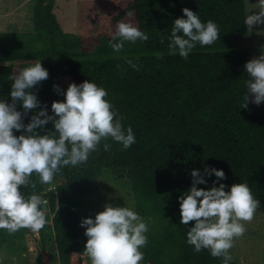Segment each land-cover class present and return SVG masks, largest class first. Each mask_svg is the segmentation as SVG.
<instances>
[{
    "label": "trees",
    "instance_id": "16d2710c",
    "mask_svg": "<svg viewBox=\"0 0 264 264\" xmlns=\"http://www.w3.org/2000/svg\"><path fill=\"white\" fill-rule=\"evenodd\" d=\"M82 4L87 12L79 15L80 24L84 16L88 21L92 7L102 13L111 35L120 21L131 22L148 35L144 46L151 55L77 59V53L60 40L66 33L54 14L55 0H35L32 18L40 48L22 52L4 43L0 47V99L11 102L10 75L41 61L49 79L33 91L50 115L52 102L64 101L53 85L66 92L70 83L88 80L108 92L106 99L136 139L126 150L109 139L111 147L104 151L102 141L86 164L61 169L52 190L46 191V184L33 174L37 194L49 202L46 225L55 236L57 261L83 262L79 217L88 214L91 199L101 190L100 178L111 171L113 177L125 172L136 193V212L145 220L151 217L141 264H223L222 258L212 257L206 249L196 253L187 243L194 222L180 224L179 197L192 186L191 172L198 170L206 181L198 189L223 183L227 192L233 184L247 183L264 210V102L259 106L249 102L243 108L250 79L244 66L264 54V35L249 36L245 0H85ZM184 8L197 13L203 23L212 20L220 30L213 45L197 43L187 59L178 52L169 55L168 48L174 20L186 19ZM128 12L133 15L128 17ZM104 46L99 54H104ZM17 110L23 111L19 105ZM46 128L54 130L51 124ZM205 168L223 170L227 179L213 185L217 178L205 173ZM21 191L31 194L30 188ZM38 235L46 251L43 229ZM230 264L237 262L233 258Z\"/></svg>",
    "mask_w": 264,
    "mask_h": 264
},
{
    "label": "clouds",
    "instance_id": "9594fccd",
    "mask_svg": "<svg viewBox=\"0 0 264 264\" xmlns=\"http://www.w3.org/2000/svg\"><path fill=\"white\" fill-rule=\"evenodd\" d=\"M258 11L246 16L244 24L251 31L253 26L264 24V0H258ZM184 18L173 22L168 37L169 55L187 59L196 44L211 46L220 38L218 25L212 20L203 23L197 13L182 9ZM128 17L132 12L126 14ZM148 35L131 22L120 21L111 37L110 47L115 52L124 48L125 42H146ZM161 43H164L162 38ZM134 70L139 66L132 60L126 61ZM119 67V66H118ZM250 77L246 81L248 94L244 96L246 108L251 102L259 106L264 102V54L253 58L244 66ZM13 81L10 103L0 99V230L14 234L21 229L39 233L47 224L48 200L37 194V181L51 185L61 169L78 167L88 162L89 156L98 150L102 141L104 151L111 147L108 141L119 143L123 149L135 142L131 126L125 129L122 116L106 97L108 92L97 84L85 80L77 85L70 83L66 92L53 85L64 101H53L50 115L46 105H41L33 89L49 79V72L41 61L25 67L9 76ZM250 97H254L250 100ZM23 111H18L17 106ZM39 109V111H37ZM30 116L25 124L24 119ZM51 124L54 130H48ZM22 133L17 136L15 133ZM209 176L217 178L213 185L227 179L223 170L205 168ZM192 186L179 197L180 224L194 226L187 232V243L196 253L208 250L214 258H222L230 264L233 257L230 249L236 238L247 231L260 200L254 198L247 183L233 184L229 191L220 183L210 190L198 189L205 179L198 170L191 172ZM22 188H30L25 196ZM52 190V189H49ZM151 217H141L133 208L104 206V210L81 221L87 237L84 254L91 264H141L148 243Z\"/></svg>",
    "mask_w": 264,
    "mask_h": 264
},
{
    "label": "rangeland",
    "instance_id": "374dc122",
    "mask_svg": "<svg viewBox=\"0 0 264 264\" xmlns=\"http://www.w3.org/2000/svg\"><path fill=\"white\" fill-rule=\"evenodd\" d=\"M85 0H55L54 14L56 15L62 30L66 33V47L77 53L79 60L90 58H123L128 55L150 56L145 50L144 42L137 41L132 44L125 42L120 52H115L110 47V31L103 23L102 13L92 7L88 21L86 16L79 15L87 12L82 4ZM94 1V0H92ZM258 0H245L247 15L258 11ZM35 0H0V47L2 43L19 49L22 52H30L42 46V42L35 38L33 26V8ZM264 35V24L253 26L249 36ZM59 43V38L57 40ZM104 54H99V47L104 45ZM239 49L244 47L239 44ZM105 172L99 180L101 190L91 199V209L87 215L79 217L80 224L83 219L95 218V215L104 210L106 204L113 207H130L136 211V193L126 178L125 172L118 175ZM117 177V178H116ZM122 179H118V178ZM55 183L46 185V191L54 187ZM247 231L242 237L236 238L234 247L230 249L231 256L237 264H264V210L258 209L251 223L246 224ZM86 229L81 227L80 243L82 249L81 264H91L90 258L84 254L87 237ZM46 241V251L40 246L38 233L30 229H21L14 234L3 232V245H0V264H59L55 236L52 227L45 225L43 228ZM142 251V250H141Z\"/></svg>",
    "mask_w": 264,
    "mask_h": 264
}]
</instances>
